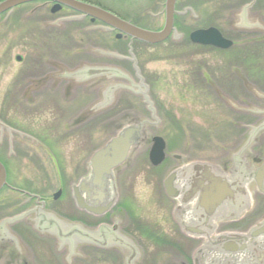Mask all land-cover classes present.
<instances>
[{
	"label": "rangeland",
	"instance_id": "rangeland-1",
	"mask_svg": "<svg viewBox=\"0 0 264 264\" xmlns=\"http://www.w3.org/2000/svg\"><path fill=\"white\" fill-rule=\"evenodd\" d=\"M119 1L96 0L115 8ZM128 1L137 5V13L146 10V0ZM216 1L220 3L208 2L209 14L213 16L212 11L222 7L224 15H208L197 23L186 18L187 30L216 24L225 38L233 41L231 49H194L187 36L180 34L158 46L133 44L139 72L121 62V56H127L128 41H116L113 34L104 33L100 26L50 17L45 10L36 9L38 4L24 5L2 15L0 121L19 136L8 134L9 137L0 138V158L7 166L8 184L40 196L58 219L86 223L89 219L78 213L71 187L87 176V163L93 152L130 120L146 121L147 139L161 137L169 157L162 166L151 168L145 140L127 163L115 171L118 221L126 222L129 231L134 226H162L165 237L175 243L163 247L133 235L144 252L143 263L189 259L196 243L187 242L170 224L171 205L162 187L164 177L176 165L171 156H181L183 162L224 163L245 143L248 132L264 122V43L258 37L264 32L255 34L254 47L248 42L245 47L237 31L243 14H247L243 7L240 9L245 0H222L219 5ZM201 2L190 3L199 15L208 7L199 6ZM253 13L264 15L258 10ZM134 23L153 30L162 25L156 21ZM16 56L21 58L20 62L15 61ZM51 67L60 68L54 82L67 83L68 87L60 85L53 89L52 85L50 89L46 80ZM82 68L111 69L120 76L108 73L83 82L65 78ZM116 85L123 87L113 92L111 102L93 111L105 101L107 90ZM255 141L261 142L262 148L251 153L264 160V130ZM58 189L62 193L53 201ZM24 200L10 190L1 193L0 220L21 212ZM263 211L264 198L256 196L253 218L260 217ZM28 221L36 232L35 223ZM163 222L168 223L167 228ZM243 227L229 225L223 229ZM12 237L19 244L18 238ZM54 262L52 259V264H57ZM95 264H123V259L116 253L98 252Z\"/></svg>",
	"mask_w": 264,
	"mask_h": 264
},
{
	"label": "water",
	"instance_id": "water-1",
	"mask_svg": "<svg viewBox=\"0 0 264 264\" xmlns=\"http://www.w3.org/2000/svg\"><path fill=\"white\" fill-rule=\"evenodd\" d=\"M40 1L68 6L77 12L97 18L132 40L148 44L163 42L172 30L170 15L167 16L164 29L152 33L138 29L100 9L73 0H3L0 2V16L21 5ZM172 1L167 2V14L171 11ZM190 39L195 44L210 45L220 49L231 46V42L222 39L213 29L197 31L190 36ZM108 73H113L116 77L120 76L111 69L82 68L65 75V78H78L83 82L96 75ZM122 87L116 85L109 88L105 94V101L99 107H94L93 111L109 104L113 92ZM145 125L146 121L130 120L116 136L91 155L87 163L88 175L80 180L78 185L72 187V198L78 210L95 217L111 210L116 201L113 171L121 167L144 143L147 137ZM263 130L264 122L250 130L247 142L231 157L229 171L219 170L207 163H193L181 171L171 173L165 180L164 189L167 196L177 202L175 216L182 232L194 239L201 237L204 239L193 256V264H264V219L243 234L214 235L216 222L237 219L245 211V207L234 208L236 200H242L244 206L249 201L248 206L251 202L250 190L264 195V162L247 152L256 136ZM164 148V141L160 137L152 139L148 158L153 167L164 160ZM5 184V171L0 164V190ZM189 215L192 217L187 219ZM54 222L56 220L52 218V223ZM57 225L61 228L53 226L46 230L56 234L60 240L69 238L70 231L65 233L63 229L65 226L58 223ZM37 229L41 230L38 227ZM56 229L58 230L55 231ZM77 229L76 226L75 231ZM77 232L78 237L85 239L92 237L91 233L81 231L80 228ZM77 232L73 233V238L77 236ZM103 243L106 241H102V238L95 234V245H105Z\"/></svg>",
	"mask_w": 264,
	"mask_h": 264
},
{
	"label": "flooded vegetation",
	"instance_id": "flooded-vegetation-1",
	"mask_svg": "<svg viewBox=\"0 0 264 264\" xmlns=\"http://www.w3.org/2000/svg\"><path fill=\"white\" fill-rule=\"evenodd\" d=\"M73 1L98 8L106 13H109L117 17L118 19L122 21L129 22L131 25L139 29L149 31V32H160L165 25L167 16L170 15L172 19V31L170 32L165 42L169 40L170 38L177 36V34H180L181 36H187V41L191 44V46L194 49H203V50L207 49V50H214V51L216 50V51L222 52V51H227L234 46L233 41L225 38L223 32L220 30V27L216 24H213L207 27H195L194 29L189 28L190 30L189 29L187 30L188 24L186 23V18H190L192 21L194 20V22L197 23L203 17L208 18V15L210 17L224 15V13H221V12H224V9L222 7L216 11H212L213 16L209 14L210 10H208V8L210 5H208V2L210 0H203V2L199 4V6H205V5L208 6L206 10L200 13L201 15H199V13H196L195 7L190 4L191 2H194L196 0H173L172 7L170 9L171 11L170 13L168 12V14H167L168 0H146V10L141 13L140 12L137 13L135 10L137 5L136 6L131 5L128 0H120L119 5L117 6L118 8H115L112 6L108 7V6L101 5L98 2H96V0H73ZM219 2L220 3L216 1V5L221 4L222 0H219ZM37 4L38 6L36 7V9L45 10L50 17H55L56 19L71 18L75 20V22H84L88 26L97 25L103 29L104 33L113 34L114 39L116 41L127 40L128 41L127 56L122 55L121 62H124L126 64L129 63L132 66V69H133V63L131 62V57L129 55V52L131 51V54L133 55L132 53L133 44H142L148 47L160 45V44L148 45V44H144V43L137 42V41H131L129 37H126L124 35H120L119 38H117L118 34L115 32V30L106 26L105 24L100 22V20H98L97 18H93L86 14L77 12L68 6L57 4L55 2H40ZM240 9H242L244 13L247 11L246 15L243 14V17L241 18L240 23L238 24V29H237L239 35H241L242 37L241 42L245 47H247V45H251L252 47H254L256 41L253 38L255 34L264 32V28H261L260 25L255 21V19L264 25V15L254 14L253 11L258 10V11L264 12V0H253V1L245 0V3L241 6ZM135 21H144V22L156 21V22H162V25L157 30H153L151 28L146 27L145 25L136 24L134 23ZM209 28L215 29L221 35L222 38L230 41L231 46L228 49L223 50V49L214 48L212 46L195 45L190 41L189 37L192 33L196 31H206ZM259 36H260V39H262L264 43V33L258 35V37ZM136 63H137V60H136ZM59 72H60L59 67L58 68L51 67L49 73L47 74L49 78L48 79L46 78L47 79L46 81L50 89L52 88V85H55L53 89L58 88L60 85H64L68 87L69 84L67 83L63 84L62 82H59V83L54 82V80H56L54 76L57 75ZM66 87H63V89H65ZM62 92L64 93V91ZM15 132L16 131L14 129L12 130V127L8 126L3 121H0V138L1 139L3 138L2 137L3 135H7V137H9L10 134L12 135V137H19L18 134ZM1 143H2V140H0V144ZM257 147L262 148L261 142H259V144L257 143L256 145L252 146V148L250 149V152H254V149ZM181 161L182 160H177L176 165L172 170H177L178 168H181L183 165L188 164L190 162L189 160H185L184 164H181L182 163ZM225 163L226 162L215 163V164L219 165L220 168H223L222 170L229 171L230 168H228L227 163L226 164ZM0 164H2V166L5 169L6 183H7L9 174L7 171V166L5 162L2 161L1 158H0ZM163 164H161V166ZM164 178H166V176ZM163 181H162V187H163ZM5 190H10L14 193H18L22 198H25L24 202L22 203L23 210L10 217L14 218V217H17L23 214L24 217L26 218L22 221H19L13 224L12 226H9L8 228H6V226L4 227L10 235H14L18 238L19 244L15 240L8 237L5 229L3 230L1 229L2 237H0V264H52V259H54L55 261L54 263H57V264H95V253H98V252H108L111 254L116 253L122 259L125 258L123 259V264L124 263L125 264H128V263L129 264H145L143 263V255H144L143 253L144 252L139 242L136 240L134 236L139 237L140 239L144 238V240L147 239L148 241H153V243H155L156 245H160L163 247L175 246V243L172 242V240L169 237H165L164 231H161L163 230V228L162 226L159 227V225H157V228L153 227L151 229L145 226H140V227L134 226V228H132V230L129 231V229H127L126 222L125 224L124 223L120 224V222L118 221L120 214L118 212L119 207H116L114 210H112L110 213L106 214L102 218H95L91 215H88L84 212H80L77 210L80 215H85L89 219V221L86 223H82L81 221H72L69 219L60 218L64 220L66 224L67 223L76 224V225L81 226L82 228L91 230L93 233L91 235L92 236L91 239H85L87 241H90L92 243V246L90 244H84V240L82 241L81 238L79 239L78 237L77 238L70 237L65 242L59 243L60 247H58L59 244L55 243L56 241L55 239L50 238L46 235H41L33 231L32 225L28 221V220H31L32 222L36 223V225H38V227L40 228L47 229L48 227H53V226L57 228H61L57 224L55 225L52 224L51 216L49 215L51 211H48V209L44 206L45 203L44 201H41V199H39L40 196L35 195L27 190L25 191V190H19V189L13 188L8 183H7V186L3 188V190L0 192V195ZM58 191L62 193V189H58ZM250 193H251L250 194L251 202L248 206L247 204L249 203V201L246 202L245 206L242 200H236L235 202L234 208L237 209L240 207L242 208L245 207V211L242 213V215H240L237 219H234V220H225V221L216 222V230H215L214 235L221 234V233L243 234L247 232L249 229H251L253 226H255L257 223L262 221V219H264V211L262 212V215L260 217L254 216L255 218H253V210L255 207L256 194L251 190H250ZM166 199L171 205V210H170L171 223L170 224L174 228L178 229V231L180 232L179 226L173 218V208H174L175 202L169 200L167 197ZM52 200H53V196H52ZM53 201H56V200H53ZM191 217L192 216L189 215L187 219ZM3 220L5 219H2L0 221H3ZM229 225H239V227H242L244 225V227L239 230L223 229V227L225 228V227H228ZM163 226L167 228L168 223L163 222ZM69 228L68 230L70 232L68 233L70 234V236H72L74 232H77V230L75 231V227H69ZM65 229L64 231L67 232V230ZM57 230L58 229H56L55 231ZM65 233L63 235H65ZM95 234L99 236V238H102V241H106L111 248L109 249L107 247L108 250H105V249L101 250L100 248H95ZM180 234L185 238L187 242L196 243V246L193 249L192 254L195 251V249L204 242V239L202 237L198 239H191L183 235L181 232ZM25 235H28L27 237L28 241L25 239ZM51 239L55 240L54 243H52ZM116 247L118 248L120 253L118 250H116ZM122 252L124 255L122 254ZM192 254L189 257V259H187L186 261L182 260L180 262H172V263L165 261L164 264H193ZM177 257H179V254L177 255Z\"/></svg>",
	"mask_w": 264,
	"mask_h": 264
}]
</instances>
